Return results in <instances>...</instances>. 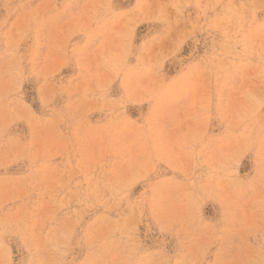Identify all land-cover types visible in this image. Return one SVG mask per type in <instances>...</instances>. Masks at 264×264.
Returning a JSON list of instances; mask_svg holds the SVG:
<instances>
[{
  "label": "rangeland",
  "instance_id": "obj_1",
  "mask_svg": "<svg viewBox=\"0 0 264 264\" xmlns=\"http://www.w3.org/2000/svg\"><path fill=\"white\" fill-rule=\"evenodd\" d=\"M0 264H264V0H0Z\"/></svg>",
  "mask_w": 264,
  "mask_h": 264
}]
</instances>
